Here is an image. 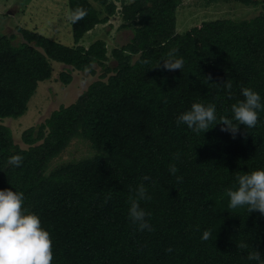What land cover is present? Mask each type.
<instances>
[{"label": "trees", "instance_id": "1", "mask_svg": "<svg viewBox=\"0 0 264 264\" xmlns=\"http://www.w3.org/2000/svg\"><path fill=\"white\" fill-rule=\"evenodd\" d=\"M120 1L122 26L133 36L110 56L104 39L87 48L23 27L19 43L14 34L0 35V118L27 112L39 82L52 75V60L90 73L96 64L103 68L76 103L61 105L24 131L28 147L0 124V189L24 193V207L52 237V264H259L248 254L258 252L264 261V216L245 207L228 209L225 190L238 174L264 168V111L256 127L238 125L235 138L220 131L219 119L196 134L175 118L199 101L215 104L218 118L231 119L242 87L264 98V10L179 32L182 0ZM69 5L70 14L86 11L71 22L75 43L118 12L115 0ZM171 48L184 67H156ZM226 81L232 82L230 95ZM75 137L88 140L93 153L49 169ZM13 155L23 158L20 166L10 163ZM173 162L175 174L169 170ZM140 185L151 196L141 201L151 213V231L137 229L127 214ZM205 229L212 232L207 240L201 239Z\"/></svg>", "mask_w": 264, "mask_h": 264}, {"label": "rangeland", "instance_id": "2", "mask_svg": "<svg viewBox=\"0 0 264 264\" xmlns=\"http://www.w3.org/2000/svg\"><path fill=\"white\" fill-rule=\"evenodd\" d=\"M115 1L118 12L110 16L108 22L98 24L75 43L69 20V0H0V35L14 34V43H19L24 40L19 30V27H23L36 29L66 45L76 44L87 48L96 40L104 39L108 44L110 56L112 48L126 44L133 36L131 28L122 26L124 20L120 13L121 1ZM93 2L100 8L97 2ZM263 10L264 0L257 5L236 1L208 4L205 0H182L177 11V29L184 32L206 20L250 18ZM52 69L51 77L39 82L24 115L18 118H0V124L11 128L15 142L21 147H28L22 137L27 128L44 122L61 105L76 103L94 81L101 79L100 75L103 73V68L97 64L95 73H90L88 70H80L55 60H52ZM62 73L65 78L61 76ZM42 141L41 139L39 143ZM92 151L88 140L75 137L62 153L53 157L49 169L62 162L84 158L91 155Z\"/></svg>", "mask_w": 264, "mask_h": 264}, {"label": "clouds", "instance_id": "3", "mask_svg": "<svg viewBox=\"0 0 264 264\" xmlns=\"http://www.w3.org/2000/svg\"><path fill=\"white\" fill-rule=\"evenodd\" d=\"M86 15L85 10H77L69 15L72 23L82 19ZM177 48H171L165 55L163 65L156 63V67L162 70H177L184 67V58L177 55ZM148 63V61H145ZM225 90L230 93L232 82L226 81ZM242 99L231 105L232 118L217 117L216 105L204 104L196 101L175 118L176 124L186 125L193 133L201 134L209 130L219 119L221 121V132H226L233 138L240 132L238 125H245L248 129L258 124L259 114L264 111V98L252 87L240 89ZM22 157L13 155L10 163L20 166ZM175 159H179V153ZM171 173H177L176 164L170 163ZM177 182L182 177L176 176ZM227 208L237 209L245 207L248 213L258 212L264 216V168H256L250 172L238 174L235 184L227 188ZM145 186L140 185L136 195L130 199L128 207V218L135 224L137 229L152 230L148 217L151 213L141 207V201L150 200ZM25 196L22 191L12 188L0 189V264H52V237L49 231L42 226L40 217L24 207ZM212 232L205 229L201 239L207 240ZM168 251H171L169 248ZM249 260L264 264L258 252L248 254Z\"/></svg>", "mask_w": 264, "mask_h": 264}]
</instances>
